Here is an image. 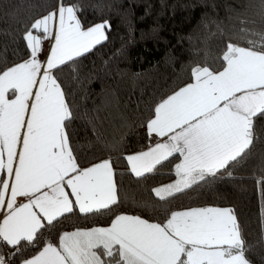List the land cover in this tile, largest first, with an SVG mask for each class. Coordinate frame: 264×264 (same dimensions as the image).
Masks as SVG:
<instances>
[{
	"label": "crops",
	"instance_id": "1",
	"mask_svg": "<svg viewBox=\"0 0 264 264\" xmlns=\"http://www.w3.org/2000/svg\"><path fill=\"white\" fill-rule=\"evenodd\" d=\"M107 24L80 28L71 7L37 20L26 36L31 55L0 75V240L30 239L44 224L75 208L89 213L117 200L109 160L79 169L63 123V93L51 70L105 39ZM224 69H197L190 84L156 109L151 144L126 156L141 176L178 154L175 178L154 188L166 198L225 167L250 143L253 117L264 109V55L231 47ZM230 208L175 213L166 226L120 215L106 227L63 234L21 264H243ZM0 264L1 260H0Z\"/></svg>",
	"mask_w": 264,
	"mask_h": 264
},
{
	"label": "trees",
	"instance_id": "2",
	"mask_svg": "<svg viewBox=\"0 0 264 264\" xmlns=\"http://www.w3.org/2000/svg\"><path fill=\"white\" fill-rule=\"evenodd\" d=\"M58 7H71L82 30L108 26L104 41L51 75L68 110L63 126L78 168L109 160L117 200L89 213L73 208L15 245L0 240L1 263L21 264L67 232L106 227L120 215L166 226L181 211L226 207L241 236L230 252L243 264H264V109L239 155L166 198L153 190L175 178L178 154L141 176L126 160L150 146L147 125L157 107L197 69L222 71L231 47L264 55V0H0V75L30 57L27 34ZM108 260L122 264L117 252Z\"/></svg>",
	"mask_w": 264,
	"mask_h": 264
}]
</instances>
